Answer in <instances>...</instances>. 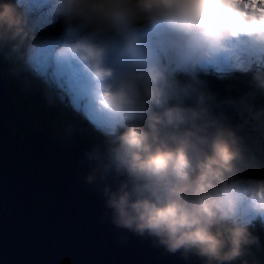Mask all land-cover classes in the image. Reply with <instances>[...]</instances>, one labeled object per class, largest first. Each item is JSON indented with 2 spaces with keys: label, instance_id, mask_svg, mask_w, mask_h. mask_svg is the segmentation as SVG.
<instances>
[{
  "label": "clouds",
  "instance_id": "clouds-1",
  "mask_svg": "<svg viewBox=\"0 0 264 264\" xmlns=\"http://www.w3.org/2000/svg\"><path fill=\"white\" fill-rule=\"evenodd\" d=\"M5 49L105 137V170L125 177L104 190L116 227L208 264L258 244L264 170L175 77L250 73L264 90V0H5Z\"/></svg>",
  "mask_w": 264,
  "mask_h": 264
},
{
  "label": "water",
  "instance_id": "water-1",
  "mask_svg": "<svg viewBox=\"0 0 264 264\" xmlns=\"http://www.w3.org/2000/svg\"><path fill=\"white\" fill-rule=\"evenodd\" d=\"M5 108L0 82V264H208L113 224L104 190L125 177L105 170V137L72 108L24 136L7 133Z\"/></svg>",
  "mask_w": 264,
  "mask_h": 264
},
{
  "label": "trees",
  "instance_id": "trees-1",
  "mask_svg": "<svg viewBox=\"0 0 264 264\" xmlns=\"http://www.w3.org/2000/svg\"><path fill=\"white\" fill-rule=\"evenodd\" d=\"M60 28L61 24L59 22L54 23L50 27H46L40 35L45 36L54 34L58 32ZM5 52L6 49L0 52V64L2 67L0 78L3 82L12 86L13 90H10L8 86L7 92L11 97H15L13 107L6 119L9 130L17 134L20 133L22 126L26 129H44L48 127L55 119L46 107V104H53L51 95L49 92L46 94V90L42 85L35 82L31 84L26 79H20V85L16 84L12 80L10 73L16 74L19 72L21 74L22 70L18 69L16 64L10 63L9 60L5 58ZM236 74L239 77L238 81L226 83L211 72L208 74L199 72L197 76H200V80L199 83H196L189 75L183 72L177 73L175 78L181 86L191 85L195 89V91H190L189 95L181 98L182 105L184 107H198V98L203 94V106L208 108L209 112L217 111L220 113L222 107H224L229 111L237 109L238 112L243 113L242 110L237 107V102L241 97L252 92L247 108L254 113L264 112V90L258 89L254 82H250V85L254 86V90L246 87L244 81L247 80V75L240 72H236ZM56 111L59 113L63 112L59 110L58 107H56ZM25 112L28 113L26 114ZM225 113L227 114L228 112ZM239 114L240 113H238V115ZM34 118L39 120L33 121L32 119ZM258 150V155L254 156L251 154L249 157L254 159L261 169L264 170V139L260 142ZM249 231L253 236L258 238V244L250 246L246 249V254L243 257L228 262V264H245V262L246 264H264V229L259 221H257Z\"/></svg>",
  "mask_w": 264,
  "mask_h": 264
},
{
  "label": "rangeland",
  "instance_id": "rangeland-1",
  "mask_svg": "<svg viewBox=\"0 0 264 264\" xmlns=\"http://www.w3.org/2000/svg\"><path fill=\"white\" fill-rule=\"evenodd\" d=\"M3 2H5V0H0V3H3ZM59 31L54 33V34H51V35H56V34L59 33ZM17 67H18V69H20L18 65H17ZM1 68L2 67H1V64H0V72H1ZM179 73H181V72H178V74ZM211 73L215 74L213 72H211ZM246 75H247V80L244 81L245 86L254 90V86L250 85V82L253 83L251 74L249 73V74H246ZM10 76H11L12 80L18 85H20V82H19L20 79H23V80L26 79L31 84H34L33 82H35L37 84L42 85L44 87V89L46 90L45 91L46 94H48V92H49V94L51 95V97L53 99V104H46L47 110L50 111V113H52L53 118H56L60 114L58 111H56V107H58V109L62 110V111H65V110L71 108L70 105L68 104L67 99H65L64 102H60V100L57 98V95L54 92H51L46 87V85L43 83V81L40 78L34 76L31 72L22 70L21 74L19 72H17L16 74L10 73ZM199 78H200V76H197L196 80L199 81L200 80ZM221 79L227 83V82L238 81L239 77L237 76L236 72H233V73H231L229 75L224 76ZM1 83H2V88H3V93H4L5 97L11 102V109H12L13 103L15 102L14 101L15 97L14 96L11 97L10 94H8V92H7V89L9 87H10L9 88L10 90H13L12 86H10L6 82H3L2 79H1ZM251 94H252V92L247 94V95H244L237 102V107H239L242 110L243 113L238 112L237 109L229 111L228 109H225L224 107H222L220 113H218L217 111L210 112L212 117L217 118L225 126L232 128L235 132L238 133V137L241 138V142H242L243 148L247 152L246 155L248 157L251 156V154H253L254 156L258 155V152H259L258 146L260 145V142L264 139V112H255L254 113V112H252V110H249L247 108V104H248V102H249V100L251 98ZM57 101L60 102V105H54V104H57L56 103ZM61 103H66V104H61ZM10 111L11 110H7V117H8V114H9ZM225 112H228V113L226 114ZM25 113L27 114L28 112H25ZM238 113H240V114L238 115ZM32 120L33 121H38L39 119L34 118ZM6 124H7V122H6ZM36 130H43V129H36V128H34V129H31V128L30 129H26V128H24L22 126V128L20 129V133H17V134L16 133H12V132L11 133L14 134V135H18V136H24L28 132L36 131ZM261 226L264 229V225H261Z\"/></svg>",
  "mask_w": 264,
  "mask_h": 264
},
{
  "label": "bare ground",
  "instance_id": "bare-ground-1",
  "mask_svg": "<svg viewBox=\"0 0 264 264\" xmlns=\"http://www.w3.org/2000/svg\"><path fill=\"white\" fill-rule=\"evenodd\" d=\"M0 82H1V78H0ZM1 87H2V83H1ZM2 92H3V88H2ZM3 94H4V93H3ZM4 96H5V95H4ZM54 105H60V104H54ZM62 108H63V107H62ZM7 110H11V102H10V109H7V108L4 109V114H5V116L3 117L4 127H5V129H6V131H7L8 134L13 135V136H18V135H14V134H12L11 131L9 130L7 124H6Z\"/></svg>",
  "mask_w": 264,
  "mask_h": 264
}]
</instances>
